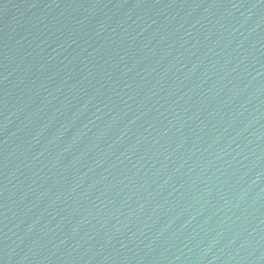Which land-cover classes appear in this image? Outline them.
Masks as SVG:
<instances>
[{
	"label": "water",
	"instance_id": "obj_1",
	"mask_svg": "<svg viewBox=\"0 0 264 264\" xmlns=\"http://www.w3.org/2000/svg\"><path fill=\"white\" fill-rule=\"evenodd\" d=\"M0 264H264V0H0Z\"/></svg>",
	"mask_w": 264,
	"mask_h": 264
}]
</instances>
